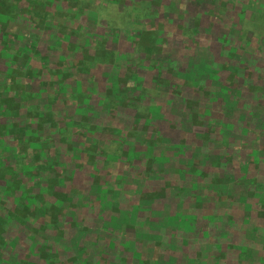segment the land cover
<instances>
[{"label":"rangeland","instance_id":"obj_1","mask_svg":"<svg viewBox=\"0 0 264 264\" xmlns=\"http://www.w3.org/2000/svg\"><path fill=\"white\" fill-rule=\"evenodd\" d=\"M149 1L158 16L147 20L143 26L148 30L161 29V37L165 36L158 44L161 50L151 57L154 62L145 56L141 59L138 54L127 59L126 50L134 49V42L142 33L134 30L140 25L120 33L101 29L89 15L79 16L86 22L87 47L106 39L111 48L123 50L117 66L93 70L92 76L102 78L98 87L105 90L110 78L107 91L120 93L122 98L129 93L133 102L142 98L147 107L161 105L159 111L154 109L151 114L149 134L131 139L127 136L128 128L136 125L130 122L126 127L125 117L134 115L133 109L118 107L117 112L104 113L94 96L91 101L86 99L85 108H89L86 123L101 125V132L105 131L101 135L105 136L103 140L111 139L112 134L121 142L137 144L143 154L147 150L143 144L151 141L156 148L155 155L165 158V163L153 166L148 180L139 177L145 169L141 162L146 158L132 162L119 158L104 165V157L91 149L101 137H90L92 130L81 127V117L75 113L85 98L72 102L84 88L94 94L97 83L90 81L91 76L74 73L73 78L58 84L57 77L51 73L57 69L68 72L80 57V52L74 58L63 56L69 52L64 51L65 44L61 43L62 39L68 41L67 36L74 43L79 41L77 21L57 19L62 34L37 31L40 40L35 48L27 35L32 30L29 22H18L15 18L11 22H0V32L3 30L9 35V47L24 54L21 59L3 54L4 43L0 40V70L30 74L21 82L27 84L28 93L40 94L42 103L47 104L44 109L52 113L58 125L54 128L48 123L33 130L34 136L46 139L52 136L51 141L55 143L53 151H47L49 158L40 162L52 167L46 178H64L66 186L46 193V201L53 206L46 203L48 208H41V213L32 205L35 217L28 219L27 227L13 221L7 231L0 232V241H6L5 252L0 249V264H264L262 242L251 246L252 242L246 238L253 237L250 231L254 239L264 236V225L257 227L258 213L264 207V193H257L255 188L256 183L264 184V98L257 93L264 84V52L249 53L242 48L233 52L231 49L240 44L241 35L235 31L239 28L241 2L245 0H224L227 7L222 0ZM183 27L198 30L197 37L206 34L205 41L213 46L196 54L193 40L183 35ZM219 35L227 37L228 41L220 45ZM123 66L129 70L123 73ZM179 73L188 74L190 79H183ZM113 75L117 78L113 79ZM167 83L180 85L186 96L177 97ZM186 85L201 86L212 92L207 93L205 104H201L196 101L201 100L200 95H192L194 88ZM164 87L166 89H162ZM185 99L201 105L202 111L197 112L196 119L184 113ZM228 102L233 106L237 104L227 110ZM232 123L239 125L241 132L230 133L225 128ZM191 125L196 127L194 132ZM199 135L207 141L203 142ZM228 135L240 142L236 148L228 145ZM7 141L18 149L17 153L14 149L13 152L19 157H29V147H16V139L7 138ZM175 145L181 147L176 149ZM196 146L199 147L193 151ZM23 149L27 151L23 153ZM84 150L93 153L86 156ZM193 167L212 169L214 177L226 179L228 183L218 187L220 192L226 190L223 199L215 197L217 187L196 182L190 172ZM188 177L199 185L192 183L186 187ZM204 177L205 181L214 182L209 175ZM26 181L21 182L27 185ZM116 191L120 193L118 203L114 202ZM40 192L41 189L35 187L30 197L36 198ZM15 193V196L12 193L3 197L5 208L13 209L15 203L21 202V196L24 198L20 191ZM24 201L26 204V198ZM1 214L8 218L3 211ZM259 222L264 223V219ZM127 226L134 230L124 236ZM258 241L263 240L258 238ZM229 245H233V249L226 251Z\"/></svg>","mask_w":264,"mask_h":264},{"label":"trees","instance_id":"obj_2","mask_svg":"<svg viewBox=\"0 0 264 264\" xmlns=\"http://www.w3.org/2000/svg\"><path fill=\"white\" fill-rule=\"evenodd\" d=\"M211 1L216 2L219 0ZM222 4L227 7V3L224 2V0H222ZM232 4H234V6L236 5L235 2H232ZM241 6V11L238 14L239 28L235 31L238 35H241L240 38H238V41H240V46L238 45L237 48L231 46V49L233 52H237L239 48H242L249 53L262 54L264 52V0H245V3L244 1L241 2ZM156 11L157 10L154 9V5L150 3L149 0H0V22H11L14 18L18 22H29L31 24L30 28L32 30H30L29 34L27 35L31 38V43L33 44L34 48L38 45V42L40 40V34H38L37 31L46 30L47 32L50 31L55 32V34H62L59 31V28L61 26L59 22H56L57 19H59L60 21H66L67 19L77 21L78 32L80 33L78 36L79 41L77 43H74L70 41V38L67 36L66 39L68 41L62 39L61 43L65 44L64 51L69 52V54H64L63 56L74 58V55L80 52V57L74 63L73 68H69L67 70L68 72L64 73L60 69H57L51 70V73L57 77L58 84L65 81V79L73 78L74 73L90 75V81L97 83L95 84L94 94H89L88 92H86V90H89V88H84L82 86L86 90L84 91L83 89V92H79L76 96H74L72 98V102L79 101V98H85V100L87 99L88 101H91L93 100L94 96L95 99L99 100L98 107H100V109L104 113H108V111L117 112L116 110L119 108H123V110L133 109L134 115L125 117L128 123L126 127L130 125V122L135 123L136 125L133 127L129 126L130 128H128L127 136H129V138L131 139H138L141 138L143 134H149L148 127L150 124L149 119L152 116L151 114H153L154 109H158L159 111L161 105H158V107H155V105L147 107V105H143L144 100L142 98L135 99L134 103L131 100L129 93L128 95H124V98H122V95H119L120 93L117 94L116 92L114 94L109 90L107 91L109 87H106V85L109 84L110 78L109 81L105 84V90H101L100 86L98 87V83L102 81V78L98 80L96 76H92L93 70L106 66H117V63L119 61V54L123 52V50H115L111 48L108 45L106 39H103L101 42L95 41L90 47H87V32L84 28V26H86V22L83 20L81 21L79 19V16L81 17L85 14L89 15L92 19H95L97 21V26H99L101 29L109 28L120 33H127V31H131V29L135 28L136 25H140L139 28H135L134 30L139 29L142 33L140 34L139 39L134 42V49L126 50V52H128L127 59H132L134 58V56H137V54L140 55L138 57H141V59L142 56L151 59V57L156 55L161 50V47L158 44L160 42V39L165 37L164 35L161 37V29L159 30L156 28V30H148L146 26H143L145 25L147 20H154L158 16L156 15ZM52 26H55V28H52ZM182 29L183 35L193 40V44L195 46L194 52H196V54H202L204 53V51H207L210 46H213V43H207L205 41L206 34H202L197 37L196 31L198 32V30L185 27H183ZM211 32L214 33V29ZM218 37H221L222 39L218 41L220 45L221 42L226 43L228 41V38L225 36L219 35ZM0 40L4 43V47L1 50L2 52H4L3 54H13L18 59L24 57V54L20 50H15L12 47H9V35L7 34V32H4L3 30L2 32H0ZM206 45L207 48L204 47ZM163 48L164 47H162V50ZM192 50H194V48ZM201 50L202 52H200ZM256 56L257 55H255V57ZM255 57H253L254 60H256ZM151 62H154V60L151 59ZM121 69L123 70V73L124 71L129 70V68L126 66ZM29 75L30 74H28L27 72H22L20 70H12L11 72L9 70H0V181H2L0 183V208H3V210H0L1 233L7 231V229L12 225L13 221H17L21 226L27 227L29 223L28 219L35 217L36 210L41 213L39 211L41 208L43 210L44 207L48 208L47 205L53 206V204H50L46 201V193L50 194L54 190L57 191L59 188L64 189L66 187L64 186V178H46V176H48L46 174L49 173V170H52V167L49 164H41L40 162L46 157L49 158V152L47 154V151L49 150L52 152L55 147V143L51 141L52 136H49L48 139L44 138V136L42 138L40 136H34L33 130L38 125L41 128L44 124L46 125L48 123L51 125V127L54 128H57L58 125L54 122L52 113L44 109V107L47 108V104L42 103L40 94H36L34 92L28 93L26 91L25 87L27 84H23L21 80L23 81L25 78L29 77ZM116 75H113L112 78L116 79ZM178 75L183 79H190V76L188 74L179 73ZM170 84L171 83H167V87L172 88V92L177 95V97L181 98L182 96H186L183 88H181L180 85L173 86ZM186 86H191L194 88L191 91L192 95H200L201 100L198 99L196 101L201 104H205L204 99L207 93L212 92L210 90L209 92L205 91V88L201 86L197 88L194 85ZM162 89L166 88L164 87ZM144 91H146L147 93L146 88H144ZM200 93L203 95H201ZM257 93L262 94L264 98V84L263 87H261V91ZM157 95H159V97L161 96L160 94L155 93L156 97ZM167 97L169 96H164V98ZM87 100L84 101L83 104H79L80 107H77L75 113L81 117V127L84 126L92 130L89 131L91 132L90 137H95L97 135H100L101 137V135L105 133V131L101 132V125H89L88 123H86L88 119V111L86 109H89L85 108L86 104L88 103ZM184 103H187V109L184 113L188 116V118L196 119L197 117H199L198 113L202 111L200 109L202 108L200 104L196 103L192 99H185ZM50 104L51 103H49L48 101V105ZM234 104V106L231 104L229 105L228 102V104L226 105V107H228L227 110L235 107L237 103ZM118 115L121 117L123 116L122 113H119ZM82 118L84 119L83 121ZM88 122L91 123L90 118ZM190 128H193L192 131L194 132L196 127L194 128L191 125ZM225 128H228L230 133L241 132L239 125H237L236 123H232V125ZM98 130L99 133H97ZM244 130L245 129H243V131ZM42 131H44V128ZM250 131L252 130H249L248 132ZM255 133L259 134L258 132ZM38 134L39 133H37L36 135ZM62 134L63 133H61V136ZM224 134L225 133H221L222 136ZM109 137H111V139L109 140H103L105 136L101 137L98 143L93 140L96 142V144L93 142V145L95 146H90L93 151L95 150V153L97 151L98 154H101L104 157V165L110 163V161L113 159L120 158V160H124V162H132L133 159H141V157L146 158L144 162H141L144 163L145 169L142 170V173H139V177L141 179L148 180L151 172L153 171V166H155V164L157 163H165L164 157L155 155L156 148L151 141L147 142V144H143L145 146V150L147 149L143 154V151H140V149H138V146H136L137 144L130 145L126 142H121L119 141V139H115L112 134H110ZM199 137L203 139V142L207 141L203 135H199ZM7 138H12L13 140L16 139V147L18 145L29 147L28 149L31 151L29 157H19L17 154H15L17 153L16 151L18 149H14V146L12 147V145L8 144ZM146 138L150 139V136H146ZM227 141L230 147L236 148L240 144V142H238L235 138H232L231 135H228ZM180 147L181 146L175 145L176 149H179ZM198 147L199 146H196L193 151H195V149H197ZM23 148L25 149V147ZM13 149L15 153L13 152ZM24 149L22 150L23 153L27 151H25ZM84 153L83 154L87 156L88 154L93 152L90 150H84ZM257 154L258 151L256 152V155ZM179 155L180 154L178 153L177 156ZM6 158L8 160H5ZM166 162H168L167 159ZM129 167V165H126V168ZM36 169L38 170V172L35 173ZM190 172L194 177H196L197 183L203 182L199 184H203L204 186L206 185L207 187L211 188L217 187L214 195L215 197L217 196L223 199L226 190H221L222 192H220L218 187L220 186V184H227L228 182L224 181L226 179H222L220 178V176L217 178L214 177L215 175L213 174V170L207 168L199 169L193 167ZM42 174L45 177L43 179H41ZM187 175L189 176L190 173L187 172ZM206 175H209L211 179L213 178L214 182L211 183L210 181H205L204 176ZM20 177L22 178L21 181L27 180L26 182L28 187L26 183H22L19 180ZM187 179L188 180L186 182V185L184 184L186 187L191 185L192 183H196L193 182L190 177H188ZM29 180L31 182H29ZM197 183L196 185H199ZM30 185H34V187L31 188ZM255 185L257 193H264V184L256 183ZM35 187H38L39 191L41 189L42 192L38 193L36 198L34 196L30 197L31 192L34 191ZM18 191H20L21 195L26 198V204L24 198L21 196V202L18 205L14 202L15 206L13 209L5 208V206L2 204L3 197H6L8 196V194L12 193H14L15 196V192ZM103 193L107 192L103 191ZM119 198V191L114 192V202L118 203ZM46 203L48 204L46 205ZM32 205L34 207L36 205V210ZM49 208L51 209L50 206ZM2 211L7 214V219L4 218L1 214ZM45 213L46 212L42 214L45 215ZM258 216L257 227L260 228V226L264 225V223L259 222V219H264V207L260 210ZM132 230H134L132 227L127 226L124 234H122L124 236H128ZM250 233L253 235V237L246 236V238L249 242H252L251 246L259 245V242H262V246H264V236H262L261 238L260 236H257V238L254 239L253 231H250ZM225 235L227 234H224V236ZM258 238L262 239L263 241H258ZM5 242V239L0 241V249H3V252H5V247L3 248ZM229 249H233V245H229L228 248H226V251H228Z\"/></svg>","mask_w":264,"mask_h":264}]
</instances>
